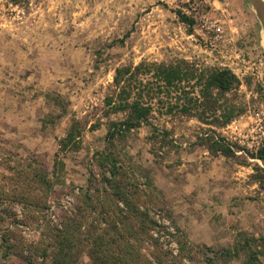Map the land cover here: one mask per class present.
Returning a JSON list of instances; mask_svg holds the SVG:
<instances>
[{
  "label": "rangeland",
  "instance_id": "1",
  "mask_svg": "<svg viewBox=\"0 0 264 264\" xmlns=\"http://www.w3.org/2000/svg\"><path fill=\"white\" fill-rule=\"evenodd\" d=\"M177 59L231 68L241 81L232 102L244 112L223 126L155 112L152 123L168 135L143 126L123 148L148 171L188 235L183 257L172 237L160 234L172 264H247L244 256L225 261L222 254L242 231L264 236V162L256 157L264 148V23L251 0H0V264H94L92 249L107 242L96 237L111 223L122 229L118 219L126 214L123 203L94 188V205L85 201L88 178L101 174L95 156L107 123L122 116L108 114L104 103L115 69ZM46 92L68 103L56 123L46 121L59 112ZM73 120L81 145L60 151ZM211 135L233 152L214 149ZM57 154L64 165L54 172ZM27 165L46 170L52 185H40ZM137 181L144 178L137 174ZM148 237L142 235L141 253L158 264Z\"/></svg>",
  "mask_w": 264,
  "mask_h": 264
},
{
  "label": "trees",
  "instance_id": "2",
  "mask_svg": "<svg viewBox=\"0 0 264 264\" xmlns=\"http://www.w3.org/2000/svg\"><path fill=\"white\" fill-rule=\"evenodd\" d=\"M11 1L21 3L26 0ZM177 14L182 21L193 24L194 21L185 13L178 11ZM120 42L123 43L124 39H120ZM240 85V78L229 67H204L185 59L169 62L142 60L136 64L127 63L116 67L112 88L104 103L108 114L122 116L110 119L107 123L104 149L95 156L101 174L97 177L92 172L88 178L85 201L90 206L94 205V198L90 193L94 188L98 195L103 192L106 198L115 200V205L123 203L126 214L118 219L122 229L116 223H111L112 227L105 229L103 238L96 237L107 242L97 244L96 251L92 249L94 264H148L141 253V243L147 242V239H142L143 234H147L157 248L159 254H153L158 264H172L173 259H169L168 252L161 250L164 247V241L160 242L162 232L177 243L180 256L184 257L191 250L188 235L175 221L162 191L148 171L133 162L131 155L123 148V141L134 130L147 125L152 126L158 135L167 136L168 131L162 133L152 123L155 112L163 115L181 113L197 117L206 124L226 125L244 112V107L233 103L231 97L239 91ZM45 98L59 111L57 115L46 119L47 122L56 123L68 114V103L59 93L46 92ZM172 141L167 138L165 143ZM210 141L212 147L224 155L233 152L230 144L222 137L211 135ZM80 145L79 122L73 120L66 136L60 139V151L75 150ZM120 151L128 158V169L124 166ZM256 157L264 162V148L258 151ZM63 165L64 162L57 154L54 172ZM26 168H29V173L37 178L40 185L46 188L52 185L46 170H40L34 165H27ZM137 174L144 178L141 184L137 181ZM99 200L105 203L102 198ZM157 208V214L165 215L168 223H161L157 219V214L154 213ZM102 245L104 248L101 249ZM4 248L3 256L8 257L12 246L6 242ZM64 253L69 254L67 251ZM222 255L225 261L244 256L247 264H264V236L255 237L242 231L238 233L234 246L224 248ZM62 262L74 264L66 259Z\"/></svg>",
  "mask_w": 264,
  "mask_h": 264
},
{
  "label": "water",
  "instance_id": "3",
  "mask_svg": "<svg viewBox=\"0 0 264 264\" xmlns=\"http://www.w3.org/2000/svg\"><path fill=\"white\" fill-rule=\"evenodd\" d=\"M251 1L257 10L258 16L264 23V1L263 0H251Z\"/></svg>",
  "mask_w": 264,
  "mask_h": 264
}]
</instances>
